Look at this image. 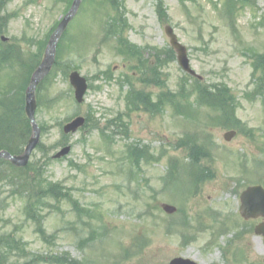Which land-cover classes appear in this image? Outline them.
Masks as SVG:
<instances>
[{
  "label": "rangeland",
  "instance_id": "374dc122",
  "mask_svg": "<svg viewBox=\"0 0 264 264\" xmlns=\"http://www.w3.org/2000/svg\"><path fill=\"white\" fill-rule=\"evenodd\" d=\"M58 1L7 0L1 11L2 15H10L5 35L19 40L26 51L30 49V39L43 42L66 14L71 0ZM114 1L118 11L112 17L127 20L120 28L126 29L127 41L142 50L139 60L118 55L114 42L101 43L108 9L101 0H84L69 31V50H78L75 64L66 69L64 63L73 55L64 54L52 84L38 94L41 102L37 119L46 131L42 135L44 152L52 156L62 146L72 145L68 157L46 162L45 175L51 182L69 187L70 195L93 210L95 218L90 221L84 216L80 220L72 204L63 202L57 206L61 211L46 217V233L54 236L46 244L36 233V226L26 220L23 201L16 198L7 209L0 210V233L18 227L17 236L30 253H68L88 264H169L175 257L193 259L199 264H264V242L255 234L260 220L246 221L239 212L242 192L252 185H264V77L261 91L254 89L252 78V58L264 57V27L260 23L264 20V0H232L236 6L231 9L228 4L225 8L227 0ZM167 24L188 47L192 68L204 77L202 83L212 90L217 85L228 88L236 104L231 119L235 117L239 127L235 128L236 137L225 141L228 129L221 128L220 121L208 118L217 113L203 110L201 127L212 133L216 147L212 159L203 163L200 179L207 177L199 179L187 192L182 183L178 188L181 192L163 190L161 178L172 160L182 161L185 152L179 143L185 133L196 130L194 123L175 113L174 104L166 103L162 113L152 114L143 108L130 109L125 101L132 83L153 95L178 91L183 80L191 86L192 81L173 56L166 64L165 49L170 47L165 33ZM158 54L163 59L161 69L156 64ZM144 59H150L155 67L153 73L147 72L149 62ZM75 65L91 85L82 105L75 103L74 90L65 75ZM138 66L164 88L141 84L145 74L135 70ZM124 77H128L129 85L120 83ZM8 78L7 68L1 69L0 88L6 86ZM77 112L90 116L89 126L65 136L62 125ZM111 119H116L114 126H109ZM104 129L107 134L128 131L129 141L120 135L110 142L100 134ZM207 139L204 133V142ZM127 143L149 145L159 159L146 164L143 158L139 176L131 184ZM32 159L41 164L44 153L38 150ZM163 203L176 206L181 212L168 215L161 207ZM181 213L186 221L190 220L186 228L179 225H185L184 219L179 218ZM103 225L105 244L94 234ZM92 234L93 242H89L86 251H80L78 237L88 239ZM183 236L187 237L186 242Z\"/></svg>",
  "mask_w": 264,
  "mask_h": 264
},
{
  "label": "trees",
  "instance_id": "16d2710c",
  "mask_svg": "<svg viewBox=\"0 0 264 264\" xmlns=\"http://www.w3.org/2000/svg\"><path fill=\"white\" fill-rule=\"evenodd\" d=\"M6 4L7 0H0V36L7 33L8 28V17L10 15L1 14ZM121 22L125 24V21L121 20ZM112 26L110 24V31H112ZM46 40L38 43V49L34 53L23 49L19 44V40L12 39L8 43H3L0 40V70L7 68L9 77L6 94L0 98V150H8L13 154H19L30 139L32 128L25 112V90L32 73L42 59ZM66 41L67 37L65 36L59 47L56 67L61 62ZM34 42L35 40L33 39L29 40V43ZM119 43L121 54L128 58L138 57L136 47L132 46L124 38H121ZM168 56H172L171 51L168 52ZM262 63H264V60ZM261 69L264 72V64L261 65ZM53 75L54 73L42 82L39 86V93L52 84ZM259 81H263V77H260ZM149 83L152 84L153 82ZM155 85H159L158 80L155 81ZM156 97L154 101L152 93L132 91L127 95V101L133 106V109L144 107V110L149 112L162 109L165 103H173L178 109L194 105L198 108L211 107L213 109H221L223 114L221 115V125L227 128H232L236 125L233 120L234 117L231 119L234 116L235 101L227 87L217 86L215 90H212L196 79H194V83L190 87L183 80L177 93L170 91L159 92ZM182 103H186V105ZM229 105H232V108ZM224 115L230 116L225 118ZM41 128L45 132V128L43 126ZM120 135L129 138L127 131L120 133ZM202 146L205 147L207 145L203 144ZM202 146H198L196 142L189 146L190 167H193V162L197 163V165L201 162L205 151ZM44 148L42 145L39 146V150L44 153L45 157L44 162L41 164L40 162L36 163L37 161L34 159L27 167L17 168L6 160L0 161V210L7 209L11 200L19 198L24 203L26 219L36 226V231L45 242H49L50 237L46 235L44 221L48 213L60 211L57 206L61 202L68 200L73 203L77 209L78 216H82L83 213L91 216V213H89V210L79 207L78 202L71 197L62 183L51 182L47 178L45 175L46 162L51 159L44 152ZM125 151L133 167L130 169L132 176L137 175L138 171H140L143 158L146 163L154 160V156L148 150H141L133 143L126 144ZM201 170L202 168L198 170V174ZM168 177H171V175ZM17 229L0 233V264H86L84 261L81 262L70 258L66 253L47 256L31 254L24 246L25 243L22 239L17 237ZM86 241H89V239L81 241L79 248L83 249Z\"/></svg>",
  "mask_w": 264,
  "mask_h": 264
},
{
  "label": "water",
  "instance_id": "95a60500",
  "mask_svg": "<svg viewBox=\"0 0 264 264\" xmlns=\"http://www.w3.org/2000/svg\"><path fill=\"white\" fill-rule=\"evenodd\" d=\"M82 0H74L73 6L68 14L65 16L63 21L60 23L56 31L51 36L48 43V47L45 52L44 59L38 69L34 72L30 85L26 92V113L32 123L33 133L25 148V151L21 155H12L7 151H0V159H7L16 166H26L29 162L31 153L38 146L41 137V130L36 121V89L39 83L49 75L55 61L58 43L62 37V34L66 30L68 23L76 14ZM167 34L171 37V43L178 52L179 64L189 73L195 75V72L190 67V61L188 59V52L185 46L178 42L177 36L174 34L173 29L170 27L166 28ZM71 82L76 88V97L79 102L83 101V97L87 90L86 81L77 72L71 75ZM85 123L84 118H77L71 123L65 126V132H75ZM235 135V132L228 133L226 139L230 140ZM71 150V147L64 148L59 152L56 157H62L67 155ZM165 209L169 212H173L175 209L170 206H165ZM242 214L244 216L256 217L259 214L264 215V191L261 187L249 188L242 196ZM258 233L264 234V225L257 229ZM172 264H194L188 260L178 259L173 261Z\"/></svg>",
  "mask_w": 264,
  "mask_h": 264
}]
</instances>
